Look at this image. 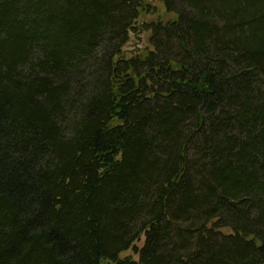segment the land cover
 Instances as JSON below:
<instances>
[{
    "label": "trees",
    "instance_id": "obj_1",
    "mask_svg": "<svg viewBox=\"0 0 264 264\" xmlns=\"http://www.w3.org/2000/svg\"><path fill=\"white\" fill-rule=\"evenodd\" d=\"M145 1L0 0V264H264V0Z\"/></svg>",
    "mask_w": 264,
    "mask_h": 264
},
{
    "label": "rangeland",
    "instance_id": "obj_2",
    "mask_svg": "<svg viewBox=\"0 0 264 264\" xmlns=\"http://www.w3.org/2000/svg\"><path fill=\"white\" fill-rule=\"evenodd\" d=\"M172 18L173 16L168 14L158 1L146 0L139 18L135 21L134 29L129 32V41L122 49L123 57H132L135 54L143 51L146 47H149L147 43L149 32L146 29V24L157 21L167 22ZM143 241L144 238L141 237L140 240L135 244L136 248H141ZM123 258H131L135 262L138 261V257L135 255L132 249L122 253L120 255V259Z\"/></svg>",
    "mask_w": 264,
    "mask_h": 264
}]
</instances>
